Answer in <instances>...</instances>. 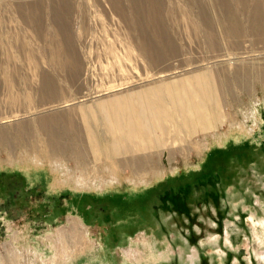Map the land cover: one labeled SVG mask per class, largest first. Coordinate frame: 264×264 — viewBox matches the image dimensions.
I'll list each match as a JSON object with an SVG mask.
<instances>
[{"label":"rangeland","instance_id":"rangeland-1","mask_svg":"<svg viewBox=\"0 0 264 264\" xmlns=\"http://www.w3.org/2000/svg\"><path fill=\"white\" fill-rule=\"evenodd\" d=\"M257 8L264 19V0H0V127L12 149L0 144V264H264ZM197 73L221 105L212 130L177 133L171 124L166 151L133 154L162 177L139 180L126 162L117 181L81 189L66 171L77 173L75 161L57 167L35 154L44 145L33 125L30 147L17 142L19 123L150 84L165 96L166 79ZM41 89L69 106L47 105ZM89 159L90 173H106L109 162Z\"/></svg>","mask_w":264,"mask_h":264},{"label":"bare ground","instance_id":"bare-ground-1","mask_svg":"<svg viewBox=\"0 0 264 264\" xmlns=\"http://www.w3.org/2000/svg\"><path fill=\"white\" fill-rule=\"evenodd\" d=\"M131 1L136 2L137 0ZM32 8L34 9L35 6L31 7V11H33ZM253 13L254 18H251L250 21L252 32L250 33L258 38L263 37L262 12L260 13L257 8ZM256 15L258 18H255ZM233 16L228 17L229 28L237 38L240 37L241 30L236 19H232L235 18ZM262 20L264 19L262 18ZM242 72L241 66H238L233 73L239 88L244 89L246 85ZM211 76L213 79V73L210 74ZM208 80L209 77L205 73H197L195 77L181 80L168 78L166 79V98L162 94L160 95L158 90L153 91V84H150V90L127 91L103 98L97 104L86 105V107L77 106L68 111L55 112L51 115H40L35 121L36 123H19L14 132L18 135L17 142L19 144L26 143L29 146L30 142H27L29 141L27 137L30 139L35 134L31 129L33 125L44 145L43 152L36 145L35 154L45 155L46 159L52 160L53 165L57 167H62L60 163L65 158L75 161L77 173L68 169L66 171L78 178L76 179L77 188L106 185L110 181L109 179L117 181L116 174L119 169L125 168L126 162L130 163L131 170L139 180L145 181L146 177L152 173H160V177H162L163 173L157 169L143 171L145 169L144 157L133 160V154L166 151L168 146L170 147L168 126L171 124L172 129L176 127L175 132L177 133L183 131L187 134H196L210 128L209 126L215 123L210 112L219 110L221 105L216 100L214 89ZM159 90H163V88ZM41 94L42 98L47 99V105L52 104L53 107L66 104V102L58 100L60 96L56 89L49 91L41 89ZM44 99L41 101L42 105L45 102ZM68 106L66 104L65 107ZM210 130L212 129L210 128ZM0 144L4 148L12 150L9 130L7 131L4 127H0ZM90 155L97 162H109L107 163L109 165L103 167L106 173L101 174L98 171L90 173ZM68 244L73 246L70 241ZM74 247L76 248V245L71 248Z\"/></svg>","mask_w":264,"mask_h":264}]
</instances>
